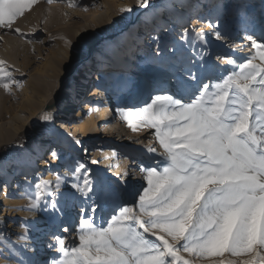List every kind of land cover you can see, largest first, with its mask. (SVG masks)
<instances>
[{
  "label": "rangeland",
  "instance_id": "374dc122",
  "mask_svg": "<svg viewBox=\"0 0 264 264\" xmlns=\"http://www.w3.org/2000/svg\"><path fill=\"white\" fill-rule=\"evenodd\" d=\"M117 1L123 2V0H52L49 3L48 0H38V3L13 24L14 28L21 29L23 36L0 29V34L3 35V39L0 40V60L5 62L6 69L11 71L12 79L17 82L10 85L8 91L0 88V96L6 100L7 106L15 110V113L21 111L20 113L24 115L32 114L13 140L0 145L1 148L18 140V147L9 153L6 159H2L14 158L16 161L9 163L4 170V177H0V264H29L30 261L33 264H52L53 259L62 261L64 257L53 241V237L57 235L65 238L64 246L69 250L79 245L77 234L79 204H69L63 213H53L45 210L43 199L33 210H30L29 201V197L35 198L34 185L37 182L43 179L54 185L58 175L64 178V183L57 197L66 191H75L70 187L73 176L69 169H74L79 162L85 164L86 171L82 170L75 182L83 186L87 176L93 189L99 188L104 211L102 213L98 211L95 217L97 225H103L114 210L118 211L122 206L135 204L138 193L147 186L146 174L140 171L141 167H157L156 161L164 159L163 150L153 135V129L141 126L134 132L129 128L125 129L126 134L122 135L118 131L123 124H118L120 119L117 108H142L150 103L153 95L161 91L183 96L187 100L191 91L181 86V79L187 80L184 69L190 58L197 61L200 56L205 60L210 58L211 65L217 67L210 68L207 75L213 77L212 82H216L217 77L239 69L234 64L228 63L222 67L213 60L215 57L229 55V59L240 63L258 51L252 47V43L245 46V42H242L245 29L256 24L257 34L253 38L258 42L264 41V0H248L245 3L248 6V13L240 28L234 27L232 20L229 21L237 14L234 5L221 9L215 6L223 0H205V4L194 9L190 8V5L199 0H192L187 5L188 14L184 11L188 7H176L173 13H161L158 19L145 23L146 28L142 29L140 23L138 24L140 17L157 8L159 0L155 6L135 16L132 12L139 4L132 7L125 15V26L105 34L94 44L71 49L63 41L65 32L71 33L82 24L88 23L93 14H104V7H115ZM68 4H71L73 10L66 14L65 8ZM204 11L209 15L203 17L201 13ZM76 12H80L79 16L72 18ZM65 15L68 17L63 23ZM121 15L124 16L121 12L118 13L115 19L121 18ZM209 22L217 25L225 38L214 41L212 38L217 28L213 27L208 34H205L204 27ZM132 25L134 27L130 29V38H126L133 40L137 37L142 45L135 43L136 48L129 55L132 61L131 70L117 77H111L106 84L96 87L97 84L93 81L97 68L105 64V61H110L106 56H110L127 41L119 37ZM185 29L188 30L186 34ZM205 35L212 40L210 44L214 45L210 49H207L203 42L202 37ZM153 36L161 38L160 44L164 51L160 55H157V41L150 46L147 45L148 38ZM182 36L184 39H181ZM71 52L77 55V62H81L78 70L84 69V66L86 68L80 75L77 71L73 79L68 82L69 95L62 98L57 105L64 112L59 116L57 126L52 125V130L47 132L43 126L45 105H42L39 90L61 65L63 58ZM138 53L148 57V60H144L139 67L136 57ZM115 57L117 56L111 55L110 58ZM254 62L260 63L259 59ZM161 66L165 68L168 76L157 84L156 68ZM83 74L86 76L80 83ZM120 79H124L125 82L119 81ZM156 88L161 91H155ZM260 121H264V114H261ZM58 125L63 127L59 128ZM258 126L264 127V123L258 122ZM40 136H43L42 138L48 136V141L44 142L46 144L39 150V155H36L34 145ZM60 138L66 139H63L62 147H57ZM76 141L80 143L77 144ZM29 144L33 146L27 152L24 149ZM150 148H156V152H149ZM53 150L56 151L59 162L47 171H43L39 165ZM93 160L98 163L93 164ZM32 161L36 165L34 170L29 172ZM136 174L141 180L139 183H136ZM118 182L125 186L130 185L125 191L120 187L119 191H122L120 193L116 191ZM68 213H70L69 218ZM64 227L69 231L64 232ZM26 232L28 240H18V237L25 235ZM144 235L156 242L155 236ZM49 245L54 247L50 248ZM182 255L184 259H193L186 252ZM248 258L225 253L224 257L209 259L217 261L224 259L226 262L232 260L235 264H242ZM199 264H208V261L201 260Z\"/></svg>",
  "mask_w": 264,
  "mask_h": 264
},
{
  "label": "snow or ice",
  "instance_id": "6c2138e0",
  "mask_svg": "<svg viewBox=\"0 0 264 264\" xmlns=\"http://www.w3.org/2000/svg\"><path fill=\"white\" fill-rule=\"evenodd\" d=\"M36 3L38 0H0V29L23 36L13 24ZM138 4L151 7L150 0H138ZM208 27L217 28L215 39L225 38L217 25L209 22ZM153 39L160 55L164 51L161 38ZM247 39L258 51L240 63L218 56L239 71L217 77L216 82L207 75L210 68L217 67L210 58L189 59L184 69L187 80L181 79V86L191 91L187 100L161 91L142 108L118 109L132 131L141 126L153 129L163 150L164 159L156 161L157 167H141L147 186L133 206L114 210L103 225H97L95 217L104 211L99 188L94 190L87 176L83 186L75 182L86 171L83 162L69 169L73 176L70 187L75 191L57 197L64 183L59 175L54 185L43 179L34 185L30 210L41 199L45 210L53 213H63L69 204L80 205L79 245L69 250L65 238L55 236L64 259H53L52 264H199L201 260L235 264L209 259L225 253L249 257L242 264H264V127L258 126V122L264 123L260 121L264 114V41L251 35ZM257 59L260 63L254 62ZM14 83L11 71L0 60V88L8 91ZM148 151L155 153L156 148ZM51 155L57 158L55 150ZM144 234L155 236L156 242ZM28 238L26 232L18 240ZM185 252L193 259H184Z\"/></svg>",
  "mask_w": 264,
  "mask_h": 264
},
{
  "label": "bare ground",
  "instance_id": "6f19581e",
  "mask_svg": "<svg viewBox=\"0 0 264 264\" xmlns=\"http://www.w3.org/2000/svg\"><path fill=\"white\" fill-rule=\"evenodd\" d=\"M247 1L248 0H223V2H221L219 5H217L215 7H220L221 9H225L226 7H229L230 5H234L237 9L236 10L237 14L235 17H233L229 21L232 20V22H234L233 26L234 27L237 26L238 28H240L243 26L242 24L246 20V17H247L248 6L245 4ZM123 2L119 3V1H117L115 3V7H113V6H111V8H109L108 6L104 7L105 8L104 14H101V13L100 14L99 13L93 14V16H91L90 21L88 23L86 22L85 24H82L80 27L77 28V30H75L71 33L65 32L63 35V41L66 42L71 49H77V47H80V46H87L90 44H94L96 41H99V39L102 36H104L105 34H108L111 31L115 32L118 27L125 26L126 25V21H125L126 16L125 15L129 13V11H126V9H131L132 7L137 5L138 0H123ZM190 2H192V0H160L158 5H157V8H155L154 10H152L150 12L144 13L140 17L138 24L140 23V25L142 26L141 27L142 29L146 28L145 23H148L149 21L153 22L154 19H158V16L161 13L171 14L176 10V7H180V6H181V8L188 7L187 5ZM171 4H174V5L171 6ZM202 4H205V0H199V1L192 3L190 5V8L193 7L194 9H197V7H199V5H202ZM176 5H178V6H176ZM65 9H66V14H67V12L69 13L73 10L71 7V4H68ZM119 10L124 16L121 15L122 16L121 18L115 19L116 15L118 13H120ZM184 11L186 14H188L189 7L187 9H184ZM79 13L80 12H76V14L72 16V18H76L77 16H79ZM201 14L203 17L209 15V13L206 11L202 12ZM67 17L68 16L65 15V17L63 19V23L66 21ZM174 19L176 20L177 17ZM179 19H180V21H182L181 18H179ZM193 22L197 23L195 20H193ZM208 24H206L204 27L203 32L205 34H208L211 30V27H208ZM133 27H134V25L130 26V28H128L126 31H124L120 35L119 39L123 38L127 41L125 43L121 44L119 46V48L114 50L110 54V56L109 55L106 56V58L110 59V61H105V64L99 65V67L97 68V72L94 74L95 76H94V81H93L94 84L96 82V84H97V85H95L96 87L103 85V84H106L107 81L111 77H117L118 75H121V74L131 70L132 61H131L129 55L131 54V51H133V49L136 48L134 46L135 43L138 45H142L141 41L137 37H134L133 40L127 39L128 37L130 38V35H129L130 29H133ZM240 30H242V29H240ZM256 34H257L256 24H253L252 26L248 27L247 30L245 29V33H243V35H242V38H243L242 42H245L244 45L249 46L252 42L249 39H247V37L249 35L254 37V36H256ZM202 39H203V42L205 43L207 49H210V47L214 46L213 44H210L212 42V40H210L208 37H206V35L203 36ZM212 39H214V41H215V36ZM253 39H255V38H253ZM148 40H149L147 43L148 46L155 43V40L153 39V37L148 38ZM218 43L221 45L220 41ZM111 55H116L117 57L112 59V58H110ZM220 56H223V57H226L227 59H229L228 58L229 55H227V56L220 55ZM136 57L138 58V64H137L138 67L143 64L144 60H148V57L143 55V53H138L136 55ZM217 57H215L213 60L218 65H220L222 67L227 65L226 60H222V59H219ZM108 59H106V60H108ZM75 62H77V55L75 53L71 52L70 54L66 55L63 58L61 65H59V67H57V69L54 71V73L51 75V77L46 80L45 84L39 90V93H40L41 99H42V105H45L50 99H52L53 95L55 94L54 92L57 88L59 81H61V79L66 77V74L73 67ZM85 68H86V66H84V69L77 70V71H79L78 72L79 75L82 72L84 73ZM156 73H157V75L155 76V80H157L156 81L157 84L162 81V78L168 76V73L165 71V68L163 66L157 67ZM85 76L86 75H84V74H83V76H81L82 81H80V83L83 82V78ZM119 81L125 82L124 79H122V80L120 79ZM93 88H94V86H93ZM154 90L159 91L160 89L156 88ZM68 95H69V87L68 88L66 87L63 90V98L68 97ZM6 104H7L6 100L0 96V145L2 143L10 142L11 140H13V138L24 128V126L27 124L30 117L32 116L31 113L24 115V114L20 113L21 111L15 113V110L11 109L12 107L7 106ZM5 105L7 107H5ZM55 108L57 110L54 113L46 114L43 116V119H44L43 120V122H44L43 126L45 127L47 132H50L52 130V125L55 127L57 126L56 123L60 119L59 116L62 115V113L64 112L63 109H61L57 106ZM118 109H120V108L116 109L118 112L119 119H120V123H118V124L119 125L123 124L119 128L118 131H120L122 133V135L123 134L125 135L126 134L125 129H129V127L127 126V122L122 119V114L118 111ZM46 118H49V119H46ZM58 126H59V128H60V126H61V128L63 127L62 125H58ZM42 137L43 136H40L39 139H37L35 142L34 146L36 148L34 147L35 148L34 150H35L36 155H39V150L41 149L42 146H44L46 144V143L44 144V142L48 141V136L46 138H42ZM63 139H66V138H60L59 139V141L56 144L57 147H62L64 145ZM32 146H33V144H29L24 150L28 152L31 150ZM46 156L47 157L45 159H42V161L39 165V167L43 171L44 170L47 171V169L51 168L53 165H56L59 162V160L57 158L52 157L51 152L48 153ZM15 161L16 160L14 158L10 159V160H1L0 161V174L3 175L0 177H4V170L7 168L8 164L14 163ZM35 165H36V163H34L32 161L30 164V167H29V172L34 170ZM135 180H136V183L141 182V180L137 178V174L135 176ZM129 185L125 186L121 182H118L116 185V191L121 193L122 191H125L126 188L129 187ZM120 187H121L122 191L121 190L119 191ZM69 215H70V213H68V218H69ZM53 241L57 245V241L55 240V237H53Z\"/></svg>",
  "mask_w": 264,
  "mask_h": 264
},
{
  "label": "water",
  "instance_id": "95a60500",
  "mask_svg": "<svg viewBox=\"0 0 264 264\" xmlns=\"http://www.w3.org/2000/svg\"><path fill=\"white\" fill-rule=\"evenodd\" d=\"M81 62H76L73 67L69 70V72L66 74V77L61 79L59 81L57 88L55 90V94L53 95L52 99H50L44 107L43 115L54 113L55 107L62 101L63 98V90L67 87L68 82H70L73 79V75L77 73L78 66Z\"/></svg>",
  "mask_w": 264,
  "mask_h": 264
},
{
  "label": "trees",
  "instance_id": "16d2710c",
  "mask_svg": "<svg viewBox=\"0 0 264 264\" xmlns=\"http://www.w3.org/2000/svg\"><path fill=\"white\" fill-rule=\"evenodd\" d=\"M159 0H150V6H155L156 3ZM146 10V8H141L140 6H137V8L132 12L133 16L136 14H139ZM18 147V140H14L10 145H4L0 148V160L6 159L7 155L11 153L13 150H15Z\"/></svg>",
  "mask_w": 264,
  "mask_h": 264
}]
</instances>
